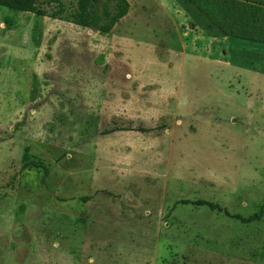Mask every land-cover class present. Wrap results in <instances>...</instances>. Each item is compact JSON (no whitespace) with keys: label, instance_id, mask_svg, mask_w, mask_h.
<instances>
[{"label":"rangeland","instance_id":"1","mask_svg":"<svg viewBox=\"0 0 264 264\" xmlns=\"http://www.w3.org/2000/svg\"><path fill=\"white\" fill-rule=\"evenodd\" d=\"M128 1L109 35L0 5V264H264V58L203 31L264 0Z\"/></svg>","mask_w":264,"mask_h":264},{"label":"trees","instance_id":"2","mask_svg":"<svg viewBox=\"0 0 264 264\" xmlns=\"http://www.w3.org/2000/svg\"><path fill=\"white\" fill-rule=\"evenodd\" d=\"M35 1L0 0V5L19 11L31 12L39 16H48L103 34L110 33L116 24L128 14L130 8L128 0H74V5L68 9L60 0H54L53 2H56L58 7L47 14L44 10L34 5ZM192 3L197 7L199 6L197 1H193ZM224 6L222 9L224 10L225 8V10L221 17L215 13L214 15L205 13L207 14L205 16L209 17L213 23L212 26H216L223 34L233 39L264 44V7H256L250 3L241 4L240 6L226 3ZM256 8L260 10L261 18H263L262 23L259 25L261 28L257 29L254 35L246 36L249 34L251 22L253 23L251 11H254ZM207 205L212 207L210 203H207ZM252 217L249 219L238 218L248 221Z\"/></svg>","mask_w":264,"mask_h":264},{"label":"crops","instance_id":"3","mask_svg":"<svg viewBox=\"0 0 264 264\" xmlns=\"http://www.w3.org/2000/svg\"><path fill=\"white\" fill-rule=\"evenodd\" d=\"M196 10L198 11V7L197 6H196ZM196 20H197V22L199 24L200 23L199 20L198 19H196ZM204 20H205V22H209L210 21L209 17H207V16L204 17ZM199 25L204 28V25L202 24V22ZM206 27H207L206 30H203V31L206 32L205 34H206V39H207L206 40V43H207L206 46L207 47H206V51H204L205 53H214L215 50L220 51V53H231L230 52L231 47H234L235 46V47L240 48V51L241 52H242V50L244 51V49H248L247 51L253 50L254 53H261V57L260 58H264V44H259V43H254L253 44V43H250V42H245V41H242V40L233 39L231 37L226 36L225 34H224V37L223 38H215L214 36L211 35V32H210L211 30L210 29L214 30V32H219L220 30L218 28H216L215 26H211L210 27L208 25ZM215 30H219V31H215ZM112 31L110 33H106V35L111 34ZM194 49H195V52H198L199 51L195 47H194ZM259 63L261 64L260 67L262 68L263 67L262 66V61L261 62H258V64Z\"/></svg>","mask_w":264,"mask_h":264}]
</instances>
